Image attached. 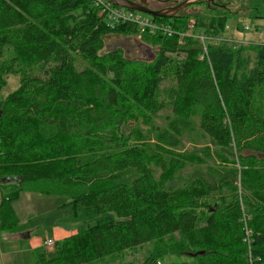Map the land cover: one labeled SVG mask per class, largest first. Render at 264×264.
Masks as SVG:
<instances>
[{"label":"trees","instance_id":"1","mask_svg":"<svg viewBox=\"0 0 264 264\" xmlns=\"http://www.w3.org/2000/svg\"><path fill=\"white\" fill-rule=\"evenodd\" d=\"M205 7L204 31L221 32L227 15ZM155 19L176 33L142 35L158 47L144 59L124 46L101 53L111 32L137 30L109 28L93 0H0V229L21 227L10 201L24 190L67 196L77 189L64 220L85 224L34 250L35 264H87L167 235L187 240L192 262L183 264H264V44L253 58L249 46L210 45L208 63L198 58L199 40L178 42L187 17ZM182 46L193 47L175 60ZM9 75L17 86L3 94ZM168 102L166 120L194 118L202 134L231 139L244 166L240 196L225 184L236 171L182 172L191 161L178 152L177 123L146 132L155 142L111 138L123 125L136 131L138 115L159 117ZM109 139L119 148L95 146ZM169 170L171 185L160 177Z\"/></svg>","mask_w":264,"mask_h":264},{"label":"rangeland","instance_id":"2","mask_svg":"<svg viewBox=\"0 0 264 264\" xmlns=\"http://www.w3.org/2000/svg\"><path fill=\"white\" fill-rule=\"evenodd\" d=\"M139 1V0H134ZM147 4L151 9H161L168 6H173L183 0H147ZM198 2V3H197ZM184 7L177 13L182 14L183 17L188 19H197V31H204L208 25L207 14L208 11L205 6L210 8L218 7L222 14L227 15L226 23L230 26L228 31L224 34L233 36L239 40H244L249 46L248 53L253 58V49L261 44H264V0H217L216 4H207V2L199 3ZM209 3V2H208ZM211 10V9H210ZM142 13V12H141ZM145 14V13H142ZM186 20V21H187ZM247 24L249 29L245 32H240L236 29L238 25ZM125 27V26H124ZM130 27V25H128ZM133 27V26H132ZM126 33L122 34H108L105 37L106 47L101 51L105 52L106 48H114L118 46H124L127 49V54L130 57H139L144 59H151L154 57L157 51V46H148L142 39V35H139L130 28L127 29ZM193 46H182V51L171 53V56L175 60L183 58L184 50ZM6 77V76H5ZM17 77L9 75L6 77L7 85L3 89V94L12 91L17 86ZM163 84L174 85V80L166 79ZM168 108L164 109L159 117L147 116L143 118L138 115L135 118L136 131H131L128 125H123L116 130L110 131L113 137L119 139L121 134L125 137H134V143H141L142 138H153L155 142V136L151 133L145 134L160 124L164 129H170L177 123L183 133L182 146L178 149V152L182 155L187 156L191 163L185 159L184 173L193 171V168L200 169L204 172L208 171L207 168L210 165H215V170L224 171L225 175H230V171L238 173L244 166L238 160V149L224 134H219L216 137H208L202 134L199 126L194 118H190L186 121L165 119L166 113L170 111V104L168 102ZM169 109V110H168ZM110 138V137H109ZM111 142L101 144L97 142L95 146L99 148L111 149L112 151L116 148V141L109 139ZM119 142V140H117ZM123 141L122 146H123ZM127 142V141H126ZM120 143V142H119ZM248 153L247 151H243ZM175 174V173H174ZM239 174V173H238ZM134 176L133 173H127L124 177ZM250 177V174H248ZM160 177L163 183L171 185V170L163 173L160 171ZM251 178V177H250ZM227 185L226 190L230 193L232 188L231 184L236 188L239 196L243 193V188L240 181V174L235 179L225 181ZM7 186V185H6ZM4 186L3 188H5ZM13 187V184L8 185L7 188ZM5 189V190H6ZM77 189H70L66 194L67 196L76 194ZM65 195H43L33 190H24L19 193L17 198L10 201L16 217L21 227L17 230L0 229V264H35V254L32 250H26L23 247V240L20 238V231L31 233L34 236L42 237L45 233H50L54 223L70 224L72 230L84 229L85 224L81 221L72 220L65 221V213L70 209L67 204L69 200ZM1 199V198H0ZM201 208V207H200ZM200 209L198 208V211ZM201 211V210H200ZM202 212V211H201ZM204 218L206 213H201ZM66 219V218H65ZM56 224V225H57ZM58 226V225H57ZM20 229V230H19ZM74 232L73 234H75ZM71 234V235H73ZM50 238H52L50 236ZM65 238V237H64ZM63 238L53 239V244L45 248H52L56 241L62 240ZM187 240L180 235H167L161 240L150 241L142 245L132 247L123 250L118 253L111 254L105 258L96 260L94 262H88L87 264H183L184 262H192L189 250L187 247ZM26 245V244H25ZM24 245V246H25ZM43 248V247H42ZM44 249V248H43Z\"/></svg>","mask_w":264,"mask_h":264},{"label":"built area","instance_id":"3","mask_svg":"<svg viewBox=\"0 0 264 264\" xmlns=\"http://www.w3.org/2000/svg\"><path fill=\"white\" fill-rule=\"evenodd\" d=\"M94 4L99 8L100 14L103 16L106 25L109 28H115L118 25H130L136 28L139 35H164L173 36L176 31L168 23L155 19L156 16L148 14H142L139 11L130 10L125 7L114 5L110 0H93ZM187 30L183 33H178V42L183 43L185 37H193L199 40L200 50L198 52V58L200 60H207L209 63L208 47L210 45L219 46L222 43H227L234 49L240 45H245L244 40H239L233 36L225 35L224 32L230 29V26L226 24L224 29L217 33H208L205 31L197 32V20L188 19L186 21ZM236 29L240 32H245L249 29L247 24L238 25ZM53 240L50 237H46L43 241L45 247L51 246Z\"/></svg>","mask_w":264,"mask_h":264},{"label":"water","instance_id":"4","mask_svg":"<svg viewBox=\"0 0 264 264\" xmlns=\"http://www.w3.org/2000/svg\"><path fill=\"white\" fill-rule=\"evenodd\" d=\"M114 5H118L121 7L128 8L130 10L139 11L151 16L156 17H167L172 18L175 16V14L183 9L184 7H187L189 5L195 4L197 1L200 0H183L182 2H178L173 6H168L161 9H151L149 8L147 4V0H139V1H133V0H110ZM206 2H210L211 0H203ZM200 254L202 252H199ZM199 253H192V255H197Z\"/></svg>","mask_w":264,"mask_h":264},{"label":"crops","instance_id":"5","mask_svg":"<svg viewBox=\"0 0 264 264\" xmlns=\"http://www.w3.org/2000/svg\"><path fill=\"white\" fill-rule=\"evenodd\" d=\"M56 224L57 222L54 223L50 233H45L42 237L34 236L32 233L30 235L27 231H26L27 234H25L24 231L17 232L19 233L18 235L20 234L22 235L20 236V238H22L24 242L23 244L24 249L32 250V252H34V250L38 249L39 247H45L43 245V241L45 240L46 237L51 236L53 239L64 238L76 232V229L75 230L71 229L73 225L65 224L64 222L62 224L58 223L57 224L58 226Z\"/></svg>","mask_w":264,"mask_h":264},{"label":"flooded vegetation","instance_id":"6","mask_svg":"<svg viewBox=\"0 0 264 264\" xmlns=\"http://www.w3.org/2000/svg\"><path fill=\"white\" fill-rule=\"evenodd\" d=\"M133 1H134V0H133ZM216 1H217V0H211V1H210V4H216ZM147 2H148V1H147ZM205 2H206V1H205Z\"/></svg>","mask_w":264,"mask_h":264}]
</instances>
